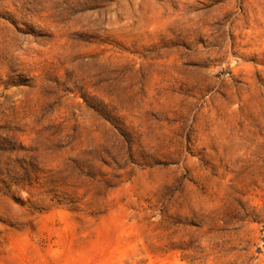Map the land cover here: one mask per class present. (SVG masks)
Returning a JSON list of instances; mask_svg holds the SVG:
<instances>
[{
  "label": "rangeland",
  "instance_id": "rangeland-1",
  "mask_svg": "<svg viewBox=\"0 0 264 264\" xmlns=\"http://www.w3.org/2000/svg\"><path fill=\"white\" fill-rule=\"evenodd\" d=\"M0 264H264V0H0Z\"/></svg>",
  "mask_w": 264,
  "mask_h": 264
}]
</instances>
